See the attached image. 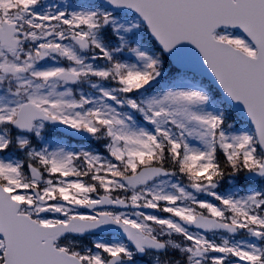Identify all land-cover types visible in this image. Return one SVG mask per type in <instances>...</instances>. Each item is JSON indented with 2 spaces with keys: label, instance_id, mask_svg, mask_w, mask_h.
I'll return each instance as SVG.
<instances>
[{
  "label": "snow or ice",
  "instance_id": "1",
  "mask_svg": "<svg viewBox=\"0 0 264 264\" xmlns=\"http://www.w3.org/2000/svg\"><path fill=\"white\" fill-rule=\"evenodd\" d=\"M0 264H264V0H0Z\"/></svg>",
  "mask_w": 264,
  "mask_h": 264
},
{
  "label": "rangeland",
  "instance_id": "2",
  "mask_svg": "<svg viewBox=\"0 0 264 264\" xmlns=\"http://www.w3.org/2000/svg\"><path fill=\"white\" fill-rule=\"evenodd\" d=\"M50 2H54V3H64V2H66V0H54V1H50Z\"/></svg>",
  "mask_w": 264,
  "mask_h": 264
},
{
  "label": "water",
  "instance_id": "3",
  "mask_svg": "<svg viewBox=\"0 0 264 264\" xmlns=\"http://www.w3.org/2000/svg\"><path fill=\"white\" fill-rule=\"evenodd\" d=\"M194 51V50H193Z\"/></svg>",
  "mask_w": 264,
  "mask_h": 264
}]
</instances>
